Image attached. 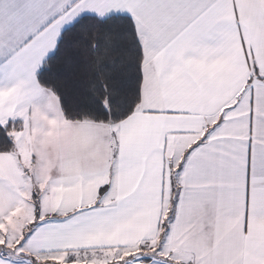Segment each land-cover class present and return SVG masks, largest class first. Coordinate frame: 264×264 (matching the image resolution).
Masks as SVG:
<instances>
[{
    "label": "snow or ice",
    "instance_id": "1",
    "mask_svg": "<svg viewBox=\"0 0 264 264\" xmlns=\"http://www.w3.org/2000/svg\"><path fill=\"white\" fill-rule=\"evenodd\" d=\"M0 264H264V0H0Z\"/></svg>",
    "mask_w": 264,
    "mask_h": 264
}]
</instances>
